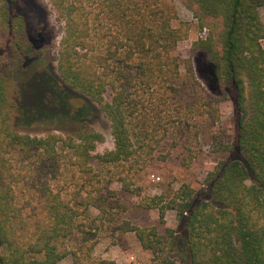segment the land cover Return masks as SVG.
I'll return each instance as SVG.
<instances>
[{
	"label": "trees",
	"instance_id": "1",
	"mask_svg": "<svg viewBox=\"0 0 264 264\" xmlns=\"http://www.w3.org/2000/svg\"><path fill=\"white\" fill-rule=\"evenodd\" d=\"M49 1L65 22L56 58L62 83L45 67L34 71L29 81L45 75L40 101L20 106L17 96L29 83L18 88L5 77L0 58V264H58L70 254L80 263L68 245L85 234L80 217L92 208L105 216L119 207L95 162L114 169L106 172L108 182L116 179L139 196L135 172L167 161L182 144L190 147L193 126L201 128L194 139L202 132L211 153L224 157L199 190L183 184L168 198L145 197L139 204L158 210L163 224L174 211L177 226L163 235L130 223L118 230L135 233L154 264H264V0L189 1L202 22L220 23L194 50L207 52L219 84L231 88L224 97L233 105L231 139L218 124L222 100L202 87L191 59L174 54L184 37L174 26V9L160 0ZM43 24L33 0H0V44L22 64L43 42ZM72 91L99 107L113 150L95 154L103 136L87 124L68 136L32 137L17 129L20 117L62 123L56 114ZM93 108L85 103L71 116L84 123ZM65 175L71 191L53 183Z\"/></svg>",
	"mask_w": 264,
	"mask_h": 264
},
{
	"label": "rangeland",
	"instance_id": "2",
	"mask_svg": "<svg viewBox=\"0 0 264 264\" xmlns=\"http://www.w3.org/2000/svg\"><path fill=\"white\" fill-rule=\"evenodd\" d=\"M33 1L41 8L44 15L43 42H41L39 49L32 53V57L27 59L25 64H22L13 55L7 44H0V58L3 59L2 71L4 76L15 82L18 88L21 84L29 83V87L23 95L17 96V103L20 106L21 104L38 105L40 101L44 85L42 83L46 82H40V80L43 81L45 75L37 76L36 81L33 79L29 81L34 71L40 73L45 67V71L50 70L62 83L57 72L56 58L60 42L65 34V22L59 17L49 0ZM189 1L160 0L162 4L174 9L176 12L174 26L181 29L184 35L174 54L183 59H191L196 78L202 87L214 97L222 100L221 118L218 124L227 131L228 138L231 139L234 134L233 105L231 101L224 99L225 94L231 95V88L229 86L222 87L219 84L215 64L207 52L202 49L194 50L195 44L200 39H206L209 33L216 30V26H219L220 23L216 19H205L202 22L195 13L196 11L190 9ZM259 18L264 26V9H260ZM4 41L6 42L7 39L4 38ZM261 43L264 47V38ZM182 71L184 73V68ZM32 81L34 82L31 86L30 82ZM106 99H111V93L106 94ZM64 100L65 110H59L56 114L62 123L41 121L32 124L22 121L20 117L16 122L17 129L22 134H28L32 137H45L53 133L68 136L77 135L80 126L87 124L84 126L103 136V141L97 144L95 154L102 155L113 150L114 139L111 126L99 107L74 91L68 99ZM85 103H90L94 107L93 112L84 123H79L71 115L80 114L79 109ZM69 118L73 119L74 122L67 120ZM204 128L203 126L202 130ZM200 129L197 126L191 127L188 135L193 143L190 147L182 144L173 151L167 161L153 160L139 167L133 179L134 187L142 190L139 196L125 192L122 183L116 179L108 182V177L105 176L109 174L106 172L114 169L110 166H101L95 162V169L104 175L103 186H108L115 192L113 202H116L119 207L111 210L105 216L94 208L82 215L80 217V223L83 224L81 232H85V234L79 233L68 244L70 250L77 254V260H80V263L76 262L74 255L70 254L58 264H97L101 260H111L117 264H154L152 253L142 247L137 235L132 232L124 233L118 228L124 223H130L140 228L157 227L158 233L163 235L167 229H173L177 226V216L174 211H167L163 224L160 221L158 210H147L139 204L145 197L164 195L168 198L183 184L190 185L195 190L202 187L206 174L212 171L224 156L211 153L209 146L202 138V132L199 140L194 139L195 133ZM20 162L18 161V164ZM53 183L57 190L62 189L64 192L66 190L71 191L74 187L67 175L59 177Z\"/></svg>",
	"mask_w": 264,
	"mask_h": 264
}]
</instances>
